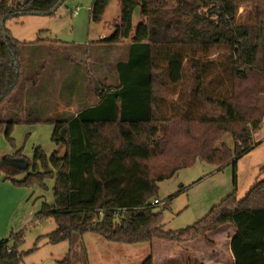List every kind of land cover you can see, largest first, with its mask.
Here are the masks:
<instances>
[{"label":"trees","instance_id":"trees-1","mask_svg":"<svg viewBox=\"0 0 264 264\" xmlns=\"http://www.w3.org/2000/svg\"><path fill=\"white\" fill-rule=\"evenodd\" d=\"M65 1L0 0V133L9 142L17 123L48 121V87L39 81L36 71L34 78L28 76V63L33 61L23 64L20 48L32 47L38 54L49 44L42 39L21 43L6 29V23L31 14L51 16ZM111 1L95 0L90 9L92 22L103 20ZM118 1L119 20L111 25L112 35L99 43L130 41L127 59L116 64L119 84L99 90L97 105L71 116L60 113L53 123L52 139L64 146L66 153L62 158L55 153L51 159L56 170L55 203L42 213L57 224V230L48 236L50 243L59 244L71 240L73 233L89 232L112 243H187L232 225L236 230L231 242L235 264H264V181L257 183L244 200L228 197L205 219L183 231H164L161 216L153 213L159 205L152 203L157 183L197 160L224 166L233 151L219 149L217 143L227 133L235 143L234 167L252 149L253 134L262 129L264 109L253 115L258 109L240 83L258 75L264 96V24L254 29L238 25L240 0ZM136 8L140 9L138 22L134 18ZM219 46L231 52L230 91L222 98L210 97L205 87L208 67L195 63L191 68L197 71L193 78L195 99L205 107V115L194 116L176 106V113L167 117L163 94L182 84L185 63L208 58ZM42 61L37 62L40 69L44 68ZM4 112L8 113L3 117ZM3 168L9 169L5 170L8 175L25 170ZM20 261L15 247L8 241L0 242V264ZM59 264H70L69 257ZM143 264H154L153 257Z\"/></svg>","mask_w":264,"mask_h":264},{"label":"rangeland","instance_id":"rangeland-1","mask_svg":"<svg viewBox=\"0 0 264 264\" xmlns=\"http://www.w3.org/2000/svg\"><path fill=\"white\" fill-rule=\"evenodd\" d=\"M94 2L66 0L51 16L31 14L11 18L6 23V29L22 43L30 44L42 39L49 44L38 54L32 47L20 48L23 51L21 62L33 61L28 63L31 67L28 76L34 78L39 73V81L48 87L45 93L48 121L17 123L11 142L3 132L0 133V161L8 156L15 160L21 158L20 161L25 163V170L16 175H8L5 170L9 169L0 167V242L8 241L10 247L16 248L21 256L19 264H59L67 257L70 264H143L149 256L161 264L158 254L166 257V252H172V248L163 247L165 244L159 240L117 243L132 246L122 252L120 248L123 246L116 243L106 246L105 239L95 233L93 236L73 233L71 240L59 244H52L48 239L57 230L54 218L42 214L55 203L56 170L51 159L55 153L61 158L66 153V148L52 139L53 123L60 118V113L71 116L97 105L99 90L119 84L116 64L125 61L129 53L130 41L117 45L99 43L113 33L111 25L119 20L121 14L119 1L110 2L99 23L90 20ZM239 3L238 25L254 29L259 23L264 24V0H240ZM89 42L97 43L86 45ZM53 43L58 44L51 45ZM230 56L231 52L219 46L211 51L208 58L186 62L182 84L176 89L169 88L163 94L165 115L175 114L176 106L194 116L205 115V107L195 99L197 86L193 78L197 71L191 68L195 63L207 66L205 87L208 95L213 99L222 98L230 91ZM41 60L43 69L37 66ZM240 88L245 95L251 96L253 106L258 109V112L253 110V115L262 113L263 82L258 75L253 74L249 80L240 83ZM262 124V129L253 134L252 149L237 160L236 167L232 160L235 158L234 139L231 133H227L217 143V148L227 147L233 151L232 158L224 166L197 160L193 166L157 183L154 198L161 204L153 209V213L161 216L164 231L187 230L205 219L228 197L235 195L242 201L257 183L264 181V119ZM110 134L117 135L116 132ZM221 229L201 237L192 246L204 254L210 248L206 243L208 239L221 238L219 232L234 227L224 225ZM196 260L195 264H206L200 255Z\"/></svg>","mask_w":264,"mask_h":264},{"label":"crops","instance_id":"crops-1","mask_svg":"<svg viewBox=\"0 0 264 264\" xmlns=\"http://www.w3.org/2000/svg\"><path fill=\"white\" fill-rule=\"evenodd\" d=\"M90 20H91V18H90ZM109 37L110 36H106L105 38H102L101 40H99V42L102 40H105ZM14 39H16V38H14ZM19 42H21V41H19ZM93 43H97V42H89L86 45H91ZM45 45H48V44H45ZM42 64H43V61H42ZM7 113L8 112H4L3 117L6 116ZM4 158L10 159L8 156L3 157V159ZM225 227H223V228H225ZM221 228L222 227H220L216 231L218 232ZM216 231H214V233H216ZM87 234L92 235L93 233L89 232V233H86L85 235H87ZM219 234L222 235L221 238L215 239V237H214V240H212V239L207 240L206 243L210 248L208 249L207 252H204V254L200 253L201 250L199 248L192 246V244L194 242L198 241L200 238H198L192 242H187V243H172V242L162 241L163 244H165V245H163V247L172 248V252H166L167 253V254L165 253L166 257L162 253L158 254L160 256V260L162 261L161 264H195V263H197L196 259L198 258L199 255L206 262V264H235V259H234V256L232 254V251H231V242H232L233 237L236 234L235 228L231 229L229 231H221V232H219ZM95 235H97V234H95ZM97 236L100 238H103L99 235H97ZM106 241L107 240L104 241V244L106 246H112L111 245L112 242L107 243ZM101 244L102 243L100 241V245ZM171 244H174V245H171ZM116 245L123 246L122 248H120V249H122V250H120L122 252L127 248H132V246H129V245H119L117 243H116ZM156 255H154V256H156ZM154 264H158L156 259H154ZM202 264H205V263H202Z\"/></svg>","mask_w":264,"mask_h":264},{"label":"water","instance_id":"water-1","mask_svg":"<svg viewBox=\"0 0 264 264\" xmlns=\"http://www.w3.org/2000/svg\"><path fill=\"white\" fill-rule=\"evenodd\" d=\"M32 15H35V14H32ZM139 16H140V9L139 8H136L135 10V14H134V18H135V21L138 22L139 21ZM2 26H5V20H3L2 22ZM5 37H6V33L4 34ZM15 166V165H18L20 167H23L25 165V163L23 161H20V160H14V159H2V161H0V167L2 166Z\"/></svg>","mask_w":264,"mask_h":264},{"label":"built area","instance_id":"built-area-1","mask_svg":"<svg viewBox=\"0 0 264 264\" xmlns=\"http://www.w3.org/2000/svg\"><path fill=\"white\" fill-rule=\"evenodd\" d=\"M152 203L154 206L161 204V202L158 199L154 200Z\"/></svg>","mask_w":264,"mask_h":264},{"label":"flooded vegetation","instance_id":"flooded-vegetation-1","mask_svg":"<svg viewBox=\"0 0 264 264\" xmlns=\"http://www.w3.org/2000/svg\"><path fill=\"white\" fill-rule=\"evenodd\" d=\"M4 166H6V165H4ZM15 166H18V165H15ZM18 167H20V166H18Z\"/></svg>","mask_w":264,"mask_h":264}]
</instances>
